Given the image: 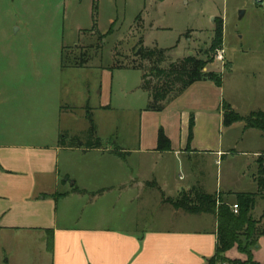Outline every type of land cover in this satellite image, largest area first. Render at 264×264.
I'll return each instance as SVG.
<instances>
[{"label": "crops", "instance_id": "crops-1", "mask_svg": "<svg viewBox=\"0 0 264 264\" xmlns=\"http://www.w3.org/2000/svg\"><path fill=\"white\" fill-rule=\"evenodd\" d=\"M63 59L61 50L60 71L48 75L4 73L0 264H207L215 253V216L188 214L163 198L198 185L207 193H218L231 206L236 193L255 192L256 167L248 178L249 187L234 190L236 181L230 176L224 185L217 177L215 189H207L200 177L204 172L197 168L210 159L221 166L229 159L228 174L235 170L234 159L249 167V156L255 161L260 152L238 151V140L263 134L242 126L241 137L224 138L220 134L223 89L199 80L167 100L160 111L139 107L137 135L104 144L103 130L112 122L113 112L128 108L115 104L117 92L140 91L141 78L132 85L121 74L130 68L112 70L92 64L90 58L74 63ZM144 95L148 102L147 92ZM191 113L193 136L187 144ZM88 116L100 146L59 145L62 132L83 137L90 127ZM159 128L170 140V150L156 149ZM113 136L110 133V141ZM176 167L187 170L185 185L171 181ZM244 177L246 171L238 170L237 178ZM232 249L225 253L228 259H246L232 255ZM251 254L264 264V233L257 236Z\"/></svg>", "mask_w": 264, "mask_h": 264}, {"label": "rangeland", "instance_id": "rangeland-1", "mask_svg": "<svg viewBox=\"0 0 264 264\" xmlns=\"http://www.w3.org/2000/svg\"><path fill=\"white\" fill-rule=\"evenodd\" d=\"M216 17L223 20L224 61H217L214 55L204 70L221 73L222 101L236 112L246 116L252 111H264V0H0V90L4 89L7 71L45 75L60 71L61 50L67 63L90 58L92 64L112 70L130 68L121 74L133 85L142 74L133 67L150 66V61H142L136 55L141 47L166 49L162 67L187 55L206 59L204 52L212 42ZM116 79L115 75L114 94ZM137 90L125 95L117 92L115 104L128 105V112H113L112 122L103 130L104 144L113 142L115 137L120 140L137 135V109L147 102L146 91ZM242 126L243 122L223 125L220 134L239 138ZM259 132L263 135L258 139L248 135L244 141L238 140L236 149L258 150L262 155L264 132ZM110 133H114L112 141L108 138ZM249 158L250 166L246 168L242 160L234 159L233 174L227 173L229 159L222 166L210 159L197 169L204 172L200 177L207 189H215L217 177L224 185L227 176L236 181L232 190L249 187L248 178L255 167L257 174L258 166L256 160ZM241 169L248 175L245 180L237 178ZM171 179L185 185L189 174L176 167ZM263 211L264 201L257 196L251 215L259 220V229L264 224ZM231 254L245 256L236 248Z\"/></svg>", "mask_w": 264, "mask_h": 264}, {"label": "trees", "instance_id": "trees-1", "mask_svg": "<svg viewBox=\"0 0 264 264\" xmlns=\"http://www.w3.org/2000/svg\"><path fill=\"white\" fill-rule=\"evenodd\" d=\"M214 20L213 39L209 48L204 52L206 59L187 55L184 58L171 61L167 66L162 67L161 62L165 60L166 49L158 47L140 48L136 55L140 60L150 61V66L133 67L139 69L141 74L140 88L147 92L149 100L145 109L160 111L164 103L182 93L189 85L199 80H210L216 86H221V73L213 70H204V66L211 63L216 50L222 48L223 41V20L216 17ZM226 65V64H224ZM222 123L231 125L235 122H243V129L255 128L264 132V111H252L243 116L236 112L228 102H221ZM90 127L83 136H70L66 132L59 135V145L62 147H99L100 139L95 135L93 122L88 116ZM194 117L191 113L188 119L187 144L193 136ZM157 150H170V140L162 128L157 134ZM118 156L124 153L115 152ZM256 159L257 174L255 177L256 192H239L235 194V203L238 206L237 213H234L231 206L226 203L218 193H207L202 187L196 185L189 190H182L175 197L163 198L175 209H181L188 214L209 213L215 216L216 244L215 253L208 259L207 264H261L252 259L251 250L257 243V236L264 233V224L259 229L251 210L258 196L264 201V152ZM261 217H264V211ZM49 247L51 238H49ZM235 247L239 252L245 254V260L228 259L225 253Z\"/></svg>", "mask_w": 264, "mask_h": 264}, {"label": "built area", "instance_id": "built-area-1", "mask_svg": "<svg viewBox=\"0 0 264 264\" xmlns=\"http://www.w3.org/2000/svg\"><path fill=\"white\" fill-rule=\"evenodd\" d=\"M257 2H262L263 0H256ZM215 59L217 61H224V51L222 48H219L216 50V53H215ZM231 209L234 213H237V210H238V206L236 203L232 204L231 205Z\"/></svg>", "mask_w": 264, "mask_h": 264}]
</instances>
